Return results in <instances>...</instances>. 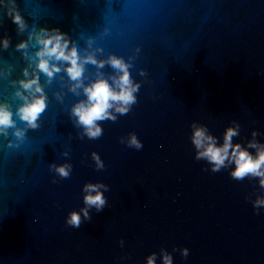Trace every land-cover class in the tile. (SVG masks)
I'll use <instances>...</instances> for the list:
<instances>
[{
	"label": "water",
	"instance_id": "95a60500",
	"mask_svg": "<svg viewBox=\"0 0 264 264\" xmlns=\"http://www.w3.org/2000/svg\"><path fill=\"white\" fill-rule=\"evenodd\" d=\"M9 7L23 17V31ZM42 28L67 33L81 55L95 51L97 60L114 55L131 65L137 102L99 122L98 139L70 118L85 97L69 90L63 71L51 83L40 74L48 99L38 128L16 116L22 101L13 82L25 79L24 69L32 73L25 53L39 49L34 39L26 49L16 45ZM5 37L0 103L25 135L18 140L15 128L0 135V264H144L161 247L189 249L187 259L172 253L174 264H264V210L257 215L250 203L264 189L233 180L228 169L204 171L190 139L194 123L220 142L233 122L240 125L233 143L250 140L253 130L264 134V0H4ZM97 72L115 75L108 64H87L84 83ZM129 133L141 150L127 146ZM256 139L264 143V135ZM93 152L104 161L101 171ZM65 163L72 166L66 179L49 168ZM86 182L109 185L108 207L93 209L75 229L65 217L83 207Z\"/></svg>",
	"mask_w": 264,
	"mask_h": 264
},
{
	"label": "clouds",
	"instance_id": "9594fccd",
	"mask_svg": "<svg viewBox=\"0 0 264 264\" xmlns=\"http://www.w3.org/2000/svg\"><path fill=\"white\" fill-rule=\"evenodd\" d=\"M14 3V0H11ZM4 0H0V5ZM8 15L12 23L16 24L18 30L26 28L23 17L14 7L8 8ZM35 40L39 45L38 51L34 56L25 53L29 60V67L33 63L35 67L31 74L28 69H24L25 79L18 82L19 88L15 95L22 101L16 110V116L25 122L26 128L36 129L39 127V119L47 108V95L43 86L40 84V74L47 77V82L51 83L56 73L63 71L68 80L72 83L69 90L76 95H80L82 90L84 100L78 101L70 110V118H74V124L82 128V135L89 140L101 137L103 128L99 122L110 120L115 121L117 114H127L132 105L137 102L136 93L140 85L131 78L129 68L131 65L126 63L123 58L109 56L107 60H97L96 52L85 50L81 55L76 44L71 42L67 33L59 29H40L39 32L29 33L28 41H21L16 45L17 50L26 49L29 42ZM71 44V46H70ZM9 40L7 37L0 39V47L7 48ZM99 51V50H97ZM96 65L103 68L105 64L111 66L115 75L105 78L104 74L97 72L96 78L84 83L86 77L85 65ZM31 75V78H28ZM59 98V97H58ZM16 121L13 119V112L7 103H0V135L7 136L9 128H15L13 135L18 139H23L25 129L16 128ZM240 135V125L233 122L232 126L226 127L223 133L222 142L219 138L209 133L205 126L192 125L191 144L194 149V159L203 160L208 167L204 171L213 173L228 169V175L235 181H243L245 178L255 180L260 189H264V143L256 139L259 135H264L256 130L251 133V139L245 143H233V137ZM121 142L124 140L121 138ZM127 146L139 151L143 148V143L137 138L135 133H129ZM95 170L101 171L105 168L104 161L96 152L92 154ZM50 170L62 179L70 176L72 166L65 163L61 165L51 164ZM110 191L109 185L103 182H86L81 188L83 207L79 211H71L65 217V224L69 227L79 229L82 222L91 221L92 210L95 214L103 212L108 207V198L105 193ZM247 199V198H246ZM255 214L259 215L264 210V195H257L251 200ZM121 248L125 241L119 240ZM179 251L182 258L187 259L189 249L184 247L172 248L169 252L161 247L159 253L152 252L145 257L144 264H174L172 253ZM120 260L131 259V257H120Z\"/></svg>",
	"mask_w": 264,
	"mask_h": 264
}]
</instances>
